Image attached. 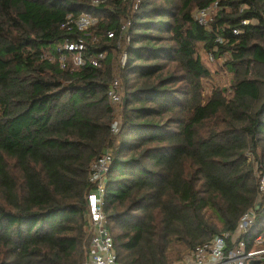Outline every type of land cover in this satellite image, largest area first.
Returning <instances> with one entry per match:
<instances>
[{
	"label": "trees",
	"instance_id": "16d2710c",
	"mask_svg": "<svg viewBox=\"0 0 264 264\" xmlns=\"http://www.w3.org/2000/svg\"><path fill=\"white\" fill-rule=\"evenodd\" d=\"M94 1L0 0V264L87 263L91 164L107 150L120 264L180 261L249 211L238 238L251 242L264 231V0ZM214 3L205 24L192 15ZM82 13L94 22L80 28ZM78 40L103 68L66 61ZM198 46L224 58L229 96L201 95Z\"/></svg>",
	"mask_w": 264,
	"mask_h": 264
},
{
	"label": "built area",
	"instance_id": "2783aa9c",
	"mask_svg": "<svg viewBox=\"0 0 264 264\" xmlns=\"http://www.w3.org/2000/svg\"><path fill=\"white\" fill-rule=\"evenodd\" d=\"M96 2V0L94 1ZM216 7L214 3L211 7L199 10L197 19L205 24V16ZM90 16L81 14L78 26L84 27ZM245 22V21H243ZM124 25L122 26V28ZM234 32H237L234 30ZM109 37L113 32H108ZM222 41L221 38H217ZM63 47L71 51L73 64L82 66L86 63L99 67L105 57V52H98L90 57H85V45L81 40L76 42H65ZM210 54V53H209ZM212 56V54H210ZM65 58L61 56L60 64L63 66ZM118 79L114 78L108 90V96L112 103L120 101V90ZM116 126L111 131H116ZM111 151L101 153L91 164L90 181L95 184L93 189L87 193V221L92 231L90 239V252L86 264H120L117 261L114 249L113 238L109 232L107 215L103 209V192L105 174L111 161ZM260 188L264 191V176L261 177ZM253 219L252 212H246L238 223L234 233L221 232L213 236L210 240L197 245L189 254L185 264H264V231L257 233L252 241L238 238L241 232H245ZM248 241V242H247ZM247 243L250 245L247 246Z\"/></svg>",
	"mask_w": 264,
	"mask_h": 264
},
{
	"label": "rangeland",
	"instance_id": "374dc122",
	"mask_svg": "<svg viewBox=\"0 0 264 264\" xmlns=\"http://www.w3.org/2000/svg\"><path fill=\"white\" fill-rule=\"evenodd\" d=\"M193 10L194 11L192 15L194 17H197L198 15L197 10L196 9H193ZM215 10L216 8L215 9L213 8V10L209 12L207 16H205V19L209 20V18H211L212 15L214 14ZM251 21L254 22V20H251ZM93 22H94V18L89 17L84 27L92 24ZM96 40H97L96 37H92L90 41L95 42ZM198 54L204 66L210 71V74L208 77L201 79V84H202L201 95L203 97H207L209 96L212 89L225 88V94L229 96L230 95V84H231L233 75L231 72H229L224 67L223 65L224 58L222 56H218V57L211 56L209 52L204 51L202 48H200V46H198ZM124 58H125L124 53H120L118 50H115L111 53V57L109 61V64H110L109 66L112 69L111 77H114V78L118 77V64L121 63L122 65ZM66 61H70L73 66H76L75 64H73L72 56L67 58ZM104 64L105 62H103L102 65H100L101 66L100 68H103L105 66ZM120 91H122L121 87H120ZM119 105L120 104H117V103L112 104L117 118L119 117V108H120ZM188 258H189L188 254H184V256L182 257V260L176 261L175 263H171V264H185Z\"/></svg>",
	"mask_w": 264,
	"mask_h": 264
}]
</instances>
